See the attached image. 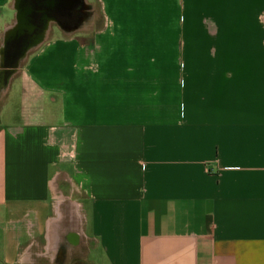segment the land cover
<instances>
[{
	"label": "crops",
	"instance_id": "obj_1",
	"mask_svg": "<svg viewBox=\"0 0 264 264\" xmlns=\"http://www.w3.org/2000/svg\"><path fill=\"white\" fill-rule=\"evenodd\" d=\"M95 1L0 0V264H264V0Z\"/></svg>",
	"mask_w": 264,
	"mask_h": 264
},
{
	"label": "flooded vegetation",
	"instance_id": "obj_2",
	"mask_svg": "<svg viewBox=\"0 0 264 264\" xmlns=\"http://www.w3.org/2000/svg\"><path fill=\"white\" fill-rule=\"evenodd\" d=\"M19 9L22 25L16 27L5 48L8 65H16L49 23L75 25L86 16L88 7L85 0H19Z\"/></svg>",
	"mask_w": 264,
	"mask_h": 264
},
{
	"label": "rangeland",
	"instance_id": "obj_3",
	"mask_svg": "<svg viewBox=\"0 0 264 264\" xmlns=\"http://www.w3.org/2000/svg\"><path fill=\"white\" fill-rule=\"evenodd\" d=\"M85 2H87V13H86V16L83 18L84 19V23H83V28H86V29H94L96 27L99 26L100 24V20H101V13H100V9L98 8V5L96 3L95 0H86ZM58 24V23H57ZM57 24H52L51 26L56 28ZM74 25L72 26H68L66 28H73ZM57 31V28L55 30V33ZM58 34V32H57ZM106 39V36H102L100 38V42L102 41H105ZM80 45V44H79ZM75 49H73V51H71L69 53V55L67 56V60L68 61H80V56L82 55V52H80L81 55H79V51L76 50V49H79L80 47L77 46V44H74L73 45Z\"/></svg>",
	"mask_w": 264,
	"mask_h": 264
},
{
	"label": "water",
	"instance_id": "obj_4",
	"mask_svg": "<svg viewBox=\"0 0 264 264\" xmlns=\"http://www.w3.org/2000/svg\"><path fill=\"white\" fill-rule=\"evenodd\" d=\"M16 11H17V27H21L22 19H21L20 9H19V0H16Z\"/></svg>",
	"mask_w": 264,
	"mask_h": 264
},
{
	"label": "bare ground",
	"instance_id": "obj_5",
	"mask_svg": "<svg viewBox=\"0 0 264 264\" xmlns=\"http://www.w3.org/2000/svg\"><path fill=\"white\" fill-rule=\"evenodd\" d=\"M15 28V27H14ZM10 32V31H9Z\"/></svg>",
	"mask_w": 264,
	"mask_h": 264
}]
</instances>
